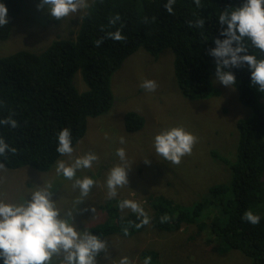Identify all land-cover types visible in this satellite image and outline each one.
<instances>
[{
	"label": "trees",
	"instance_id": "1",
	"mask_svg": "<svg viewBox=\"0 0 264 264\" xmlns=\"http://www.w3.org/2000/svg\"><path fill=\"white\" fill-rule=\"evenodd\" d=\"M30 2L40 5L41 0H0L8 9V24L0 26V42L11 38ZM244 2L201 0L198 7L194 0H176L173 14H169L164 7L167 0H90L77 32L57 37L40 53L23 50L1 58L0 120L11 114L18 127L0 124V138L16 149L15 154L8 152L6 157H0V163L6 170L28 167L49 174L63 157L56 150L59 132L64 128L71 130L74 149L86 138L89 119L106 115L114 106L113 76L140 49L154 57L165 50L173 52L176 81L189 101L219 95L212 83L216 61L208 52L215 47L216 38H225L220 36L219 15ZM117 15L120 20L110 23ZM200 18L205 21L203 28L189 26V22L194 24ZM117 30L126 36V41L107 38L109 32ZM101 38L104 43L96 47L95 41ZM245 44L248 54L264 59V52L254 48L249 40L245 39ZM230 71L236 77L234 87L240 101L252 112L251 118L237 124L238 151L236 162L230 166L231 180L210 186L202 199L189 205L164 196L154 198L152 225L177 233L185 226L198 227L199 234L210 233L209 244L216 238L220 247L241 252L253 264H264V93L252 85L247 65ZM79 72L87 87L84 94L74 84ZM144 123L136 113L126 115L129 133L140 131ZM112 203L104 210L108 220L88 228L89 232L102 239L124 235V231H118L127 227L130 234L124 236L129 237L147 227H134L140 223L134 213L121 219ZM82 207L79 205V211ZM249 210L260 216L259 224L242 219ZM165 215L170 219L162 223ZM129 221L133 224L129 225ZM148 257L153 264L160 259L156 252Z\"/></svg>",
	"mask_w": 264,
	"mask_h": 264
},
{
	"label": "rangeland",
	"instance_id": "2",
	"mask_svg": "<svg viewBox=\"0 0 264 264\" xmlns=\"http://www.w3.org/2000/svg\"><path fill=\"white\" fill-rule=\"evenodd\" d=\"M32 2L26 5V16L16 24L11 38L0 42V59L23 50L42 52L57 37H68L70 32H77L88 10L56 20L46 7L40 9L38 3ZM88 2L90 4V0ZM145 80L157 83L155 92L140 87ZM212 83L219 95L189 101L176 81L173 52L165 50L154 57L140 49L113 76L114 106L111 111L99 118H90L86 138L74 149L73 156L60 159L71 164L75 158L89 152L99 157L92 168L77 171L78 178L87 176L96 182L89 196L82 198L81 210L75 203L80 198L79 189L73 186L74 180L57 174L56 165L49 174H40L28 167L0 171V200L20 204L36 187L51 184L57 207L62 213L72 211L78 230L87 231L108 220L104 210L110 202H113L112 207L118 208V214L124 220L132 212L125 210L122 213L119 202L123 199L137 201L148 213L150 224L142 232L129 237L117 234L102 238L108 242L111 264H119L125 256L132 264H143L153 252L160 258L156 264H253L241 252L220 247L216 238L209 244L212 239L209 238L210 233L204 231L199 234L198 227L185 226L177 233L152 225L154 198L164 196L189 205L202 199L210 186L231 180L230 166L236 162L238 151L237 124L251 118L252 112L242 104L235 87L223 86L216 77L212 78ZM74 84L81 94L87 91L81 72L76 74ZM127 113H136L144 119V127L140 131L127 132ZM175 127H182L198 137L191 155L184 156L179 165L157 155L154 148L155 136ZM121 137L124 144L120 143ZM121 147L125 149L131 166L129 183L118 189L116 198L109 199L106 179L110 170L121 164L116 155V150ZM118 232L123 233V229ZM103 257L101 253L97 258L98 264H109ZM61 261L62 256L54 257L52 264H61ZM0 264H3L2 260Z\"/></svg>",
	"mask_w": 264,
	"mask_h": 264
},
{
	"label": "clouds",
	"instance_id": "3",
	"mask_svg": "<svg viewBox=\"0 0 264 264\" xmlns=\"http://www.w3.org/2000/svg\"><path fill=\"white\" fill-rule=\"evenodd\" d=\"M176 0H167L164 5L169 14H173V6ZM200 7L201 0H194ZM40 9L47 8L50 16L56 20L75 15L90 7L88 0H41ZM120 16H115L110 23L116 24ZM222 27L220 36L216 38L215 47L208 54L215 58V76L218 83L226 87H234L237 83L236 77L230 69L240 68L247 65L251 71L252 85L258 86V91L264 93V59H257L255 55L248 54L245 39L251 45L264 52V0H245L238 8L225 10L218 17ZM147 22V19H145ZM8 24V9L5 4L0 3V26ZM205 21L198 19L189 26L203 28ZM226 26V27H224ZM108 39L118 42L126 41V36L120 30L109 32ZM104 43L101 38L95 41V46L100 47ZM140 87L148 92H155L158 85L153 80H145ZM128 114V113H127ZM126 119V117H125ZM0 124L18 127V123L10 114L6 119L0 120ZM120 143L124 144L123 137ZM198 143V137L187 132L182 127H175L162 131L154 138V148L157 155L165 160L179 165L186 155H191L194 145ZM57 152L61 156L72 157L74 148L72 144V133L69 128H64L58 134ZM16 153V149L10 147L5 139L0 138V157H6L7 153ZM116 155L121 164L113 167L106 179L108 189L107 196L114 199L118 196V189L128 185V172L131 169L127 161L124 148H118ZM99 157L94 153H87L77 157L71 164L64 160L56 162V172L68 180H74V187L80 191V198L76 204L83 203L82 198L89 196L96 182L85 176L77 177L80 169H90ZM150 164L149 160H145ZM0 171H6L3 163H0ZM54 193L51 184L36 187L23 203H6L0 200V260L3 264H52L54 257H61V264H98L97 258L104 254V260L111 264L109 245L104 239L85 230H78L74 222L72 211L62 213L53 199ZM30 197V199H29ZM118 207L123 213L130 210L136 214L140 223L134 225L139 229L150 224V217L145 209L135 200L123 199ZM84 211H87L85 209ZM94 212V209H92ZM123 219V217H122ZM170 217H161V222H168ZM243 220L257 225L260 216L252 211H246ZM129 225L133 222L129 221ZM124 235H129L128 228H124ZM119 264H132L129 257L125 256L119 260ZM143 264H151V257H146Z\"/></svg>",
	"mask_w": 264,
	"mask_h": 264
},
{
	"label": "bare ground",
	"instance_id": "4",
	"mask_svg": "<svg viewBox=\"0 0 264 264\" xmlns=\"http://www.w3.org/2000/svg\"><path fill=\"white\" fill-rule=\"evenodd\" d=\"M87 20V19H86ZM85 21V20H84ZM87 22V21H86ZM87 23H89V21L87 22ZM66 51V50H65ZM71 51V50H70ZM71 56V55H70ZM68 58V57H67ZM135 120V119H134ZM26 155V154H25ZM234 185V184H233ZM232 189V188H231ZM238 194V193H237Z\"/></svg>",
	"mask_w": 264,
	"mask_h": 264
}]
</instances>
